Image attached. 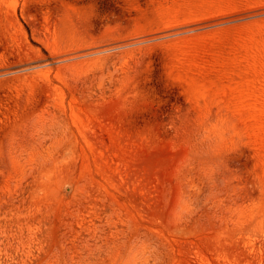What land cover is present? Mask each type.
Returning a JSON list of instances; mask_svg holds the SVG:
<instances>
[{"label":"rangeland","instance_id":"1","mask_svg":"<svg viewBox=\"0 0 264 264\" xmlns=\"http://www.w3.org/2000/svg\"><path fill=\"white\" fill-rule=\"evenodd\" d=\"M0 264H264V0H0Z\"/></svg>","mask_w":264,"mask_h":264}]
</instances>
